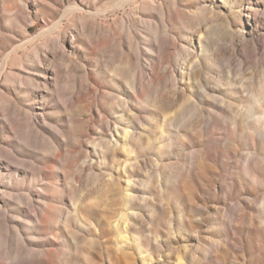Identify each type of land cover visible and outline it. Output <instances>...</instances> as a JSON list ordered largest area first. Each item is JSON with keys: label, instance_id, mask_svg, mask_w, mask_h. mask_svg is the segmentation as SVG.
<instances>
[{"label": "rangeland", "instance_id": "obj_1", "mask_svg": "<svg viewBox=\"0 0 264 264\" xmlns=\"http://www.w3.org/2000/svg\"><path fill=\"white\" fill-rule=\"evenodd\" d=\"M0 264H264V0H0Z\"/></svg>", "mask_w": 264, "mask_h": 264}, {"label": "bare ground", "instance_id": "obj_2", "mask_svg": "<svg viewBox=\"0 0 264 264\" xmlns=\"http://www.w3.org/2000/svg\"><path fill=\"white\" fill-rule=\"evenodd\" d=\"M78 8H79V7H78ZM78 8H77V9H78ZM72 10H74V11H75V8H74V9H72ZM70 11H71V10H70ZM68 12H69V10H68ZM66 13H67V12H66ZM69 14H71V13H69ZM66 15H67V14H66ZM58 23H59V22H58ZM61 26H62V24H60V23H59V24H54V27H55V28H57V29H60V28H61ZM50 30H51V29H50ZM47 33H48V32H47ZM49 33H50V32H49ZM48 35H49V34H48ZM33 42H34V41H33ZM26 43H27V42H26ZM19 46H21V45H19ZM16 48H17V47H16Z\"/></svg>", "mask_w": 264, "mask_h": 264}]
</instances>
